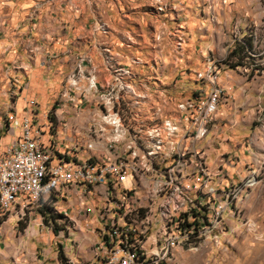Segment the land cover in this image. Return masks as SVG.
<instances>
[{
    "label": "rangeland",
    "instance_id": "1",
    "mask_svg": "<svg viewBox=\"0 0 264 264\" xmlns=\"http://www.w3.org/2000/svg\"><path fill=\"white\" fill-rule=\"evenodd\" d=\"M10 1L15 4L12 16ZM258 1L259 7L264 9V0ZM209 3V0H0V22H10V19L18 22L16 30L19 32L29 24L30 36L18 33V45L21 47L28 42L33 52L43 56V63L38 62L36 66L44 72L47 100L37 91L35 97L24 98L20 105L33 99L41 123L53 122L55 112L60 124L72 126L73 130L83 127L93 115H97L99 125L122 126V118L113 113L109 105L111 97H106L112 87L120 83L119 89L111 92H116V99L125 100V108H131L129 122L142 127V149L129 140L128 134L108 127L96 129L90 135V142L103 141L110 143L112 149L123 148L116 162L124 158L133 160L134 166L143 161L152 163L153 170L144 171L138 166L135 170L129 169L130 175L138 172L150 177L149 185L142 186L150 191H164L170 182H179L183 162L191 161L187 139L195 138V130H188L187 137H181L172 160L161 164L166 151L161 136L170 137L168 128L171 126L176 129L173 136L179 128H185V118H179L167 128L152 120H158V115L161 118L178 116L172 112L174 101L187 98L185 107L197 105L201 89H207L206 84L201 87L197 72H202L207 58L220 63L215 82L222 93L206 135L196 144L205 151L209 147L208 175L212 172L217 175L221 157L229 170L228 176H223L240 180H233L230 187L222 190V185L228 181L222 180L219 184L218 178L214 179L212 188L223 191L225 199L220 209L208 213L205 220L200 215L190 216V223L200 224L181 225V232L185 234L178 235L177 225L170 223L174 213L198 206V198H187L191 194L188 181H181V192L160 198L158 211L151 210L150 203H143L142 192H124L117 186L108 193L110 196L105 192L126 220L157 228L153 241L162 244L147 249V256L152 259L150 264H264V17L263 22L253 21V0H233L222 11L214 5L215 1ZM247 40L251 48L246 44L244 57L233 59V64L241 61V65L224 64L228 52ZM25 59L28 58L24 54L18 64ZM77 66L80 69H76ZM73 68L76 70L72 72V81H79L84 87L87 83L98 85L93 95L83 98V92L68 90ZM203 102L206 106L201 108V115H208V97H201L200 105ZM100 107L104 113L100 112ZM119 109L122 115L121 105ZM7 120L12 126L10 119ZM60 124L56 127L58 131ZM4 132L0 137V151L12 138L10 128ZM159 139L161 144L157 143ZM134 150L137 155H132ZM149 150L157 154L146 157ZM103 152L100 151L102 156ZM109 153L113 155L114 151L109 150ZM159 166L162 171L156 170ZM157 182H161V187ZM104 185L108 192L110 184ZM55 191L59 192L53 190L51 194ZM78 201L75 195L66 199L67 213L80 220L72 235L75 236L73 247L77 248L74 258L61 249L62 258H56L55 264H98L97 243H93L98 240L97 232L82 217V210L78 211ZM54 202L47 201L45 206L59 213L56 209L59 205ZM91 203L88 199L82 206ZM39 206L27 208L24 217L16 211L0 217V248L4 254H0V264L54 261L61 237L53 227H61L65 221L57 215L53 226L44 223L42 218L39 220ZM214 206L215 199L208 198L206 208ZM158 215H161L160 222L156 224ZM170 235L177 236H171L170 242H166ZM81 245L84 248L79 252ZM120 259L106 260L105 264H142L139 258Z\"/></svg>",
    "mask_w": 264,
    "mask_h": 264
},
{
    "label": "built area",
    "instance_id": "2",
    "mask_svg": "<svg viewBox=\"0 0 264 264\" xmlns=\"http://www.w3.org/2000/svg\"><path fill=\"white\" fill-rule=\"evenodd\" d=\"M209 1V4H211L216 0ZM78 66L76 69H80ZM219 67L220 63L210 62V58H207L202 72H197V79L201 83V87L205 84L207 87V89H201L197 105L185 107L187 98L179 102L174 101L172 112L177 113L178 116L161 118L158 115V120H152L153 123L163 124L166 127L171 122H177V118H185V128H179V131L173 137L161 136L166 143V151L165 154H162L161 164L170 161L171 154L180 141L177 134L186 136L187 129H195V138L187 139L188 146L191 149V161L183 162L179 182H170L169 188H165L164 191H148L142 188L133 178V175H129L125 171H119L111 162L104 161L95 155L96 147L110 149L109 144L106 142H90V135L100 127L115 128L117 131L128 134L129 140L139 144L142 149V127L129 122L131 108H125V100L116 99V92H111L114 89L118 90L120 83L114 85L112 90L106 94V97H111V104L109 105H111L113 113H117L122 118V126L99 125L97 115H93L89 117L83 127L75 130L81 139L74 141L72 144H65L62 147L63 150L54 148L52 146L53 140L49 142L48 138H44L45 132L50 135L49 131L53 127L52 120L41 123L37 116L36 102L33 99L24 101L21 110L16 112V118L10 126L12 138L0 151V208L7 205L11 197H21V200L25 197H33V203H42L46 197L48 179L57 178L63 181V177H70L84 180L99 178L101 181L112 183L124 192H142L143 203H150L151 210L158 211V207H160L159 199L165 198L168 194L181 192L180 181H188V185H191V194L187 198H198V206L195 209H181L175 212L174 220L170 222L177 225L178 235L185 234L181 233V225H191L193 227L199 224L190 223V216L200 215L204 220L207 213L218 211L224 201L222 191H214L212 188V180L224 178L223 175L226 172H223V167L218 165L217 175H207L205 149L196 146L207 133L208 123L217 108L222 93V88L215 82ZM76 69L71 71L68 90L77 89L79 93L83 92L81 94L83 98H85V95H93L94 90H98V85L87 83L84 87L79 84V81H72V72ZM64 95L65 93H63ZM68 95L69 93H66V96ZM201 97H208V105H210L208 115H201V107H203V105H200ZM141 98L147 99L146 96ZM120 105L122 115L120 114ZM100 112L104 113L101 107ZM64 141L61 138V142L64 143ZM81 148H84V151H81ZM156 170L161 171V166ZM232 182L228 181L226 185H222V190ZM92 198L88 197V199ZM96 198L97 201L81 209L86 213H94L98 221V240L96 242L98 264H105L106 260L121 257L139 258L142 264H149L151 259L146 256V249L157 248V244H162L152 241V234L156 231V227L147 228L145 225L136 224L132 220H126L122 217V211H117L116 204L109 203L97 196ZM207 198L215 199L213 208H205ZM62 199L60 197V200ZM98 203H106V212H96V204ZM126 209L134 208L126 207ZM159 216L156 218V224L159 223ZM41 218L40 215L39 220ZM70 222L73 225L75 223L72 219H70ZM171 236L177 235H170L166 242H170Z\"/></svg>",
    "mask_w": 264,
    "mask_h": 264
},
{
    "label": "crops",
    "instance_id": "3",
    "mask_svg": "<svg viewBox=\"0 0 264 264\" xmlns=\"http://www.w3.org/2000/svg\"><path fill=\"white\" fill-rule=\"evenodd\" d=\"M232 2L233 0H216L214 5L222 8L221 9L222 11L223 7L226 4L228 3L231 4ZM8 4H9L10 15H11L12 11H14L15 4L12 3V1H10ZM263 17H264V9L262 7H259L258 0H253V21H255L256 19H259L261 21L263 20L261 19ZM9 21L10 22H0V137H1L2 132L6 130L7 132L9 131V128L11 125L8 124L7 119L9 117H12V115H16L13 113L19 112L21 110L22 105L20 104L22 103V100L24 98L35 97L38 91L41 94H43L44 101L47 100V97L45 96L46 85L43 82L44 72L42 69H40V67L36 66V63L38 62L40 64L43 63V60H41L43 56L41 54H38L37 51L33 52V48H31V45L28 44V42H25V44L22 43L21 47L18 45V33H25L26 36H30L28 34L30 32V26L28 24L27 28L19 32L16 30L18 22H13V20L11 19ZM254 23H257V22H254ZM30 38L32 39V37ZM26 40L29 41V38L27 37ZM27 47H29V49ZM24 54L26 55V58L28 59H25L26 61H22L20 64H18V59L21 58V56H23ZM12 109H14L16 112L11 111ZM53 115H54L53 116V120H54L53 127L49 131L50 135L45 132V138H48L49 142L53 140L52 146L54 148H57L58 150H63L62 147L65 144H72L74 141H78L81 139L80 135L77 132H75V130H72V126H66L65 124L62 125L63 123L60 124V122L55 117L58 115L55 112L53 113ZM3 119H4V124H3ZM55 119H56V122H55ZM59 124L62 127L58 131L56 127H58ZM56 130L58 132H56ZM61 138L65 140L64 143L61 142ZM54 142L56 146L54 145ZM122 149L123 148H120V147L118 148L116 146L113 149H109L110 151L111 150L114 151L113 155H111V153H109V150L108 152H103V150L106 151V149H104L103 147H96V151H97L96 155L99 156L100 158H103V160L113 163L116 161L115 159L120 154ZM116 150H118L119 152ZM100 151L104 153L103 156L100 153ZM205 154H206L207 164L209 165L210 163L208 160L209 147L207 151H205ZM225 163L226 161L220 157V163L218 165L223 167V171L226 172L225 174L228 176L229 170L225 168L226 167ZM129 169L130 168H125L124 171L127 170L128 174L130 175L131 170ZM212 175H216V173L212 172ZM133 177L137 180V182L139 183V186L149 185L150 177L146 176V173L139 174L137 172V173H134ZM228 178L229 177H226V176H224V178H218V179L216 178L217 183L221 184L222 180L224 181L225 180L226 181L235 180V179H232L231 176H230L231 180H229ZM213 181L214 180H212V182ZM104 183H109V182L100 181V183L92 185V186H88L82 183H71V184H67V185H64L58 188L57 190H59V192L55 191L54 194L46 193V197L43 201L47 202V201L54 200L56 201L54 202V205L55 204L59 205L56 208L60 210L58 213L60 215L58 216L63 218L65 222L61 227H55L53 231L57 232V236L61 237V240H59L60 242L59 248L61 247V249H63L67 255L71 256V258H74L73 257L74 251L77 249L73 247L74 242H75L74 240L75 236H72V235L74 234L75 231H77L76 228L78 227V225H80V220L76 216L70 215L67 213L66 199L69 198L70 195L77 196L79 199L78 211L82 210L81 209L83 208L82 205L88 200V197H93L92 199H90L91 202L97 201L96 196L102 198V200L109 201L105 192L107 193L108 196H110L108 193L112 191V189H114V187L116 186H114L112 183H109L110 186L107 192L106 191L107 187L106 185H104ZM84 187H87V188L89 187V189H85ZM60 197H62L63 199L57 200ZM111 197L114 198V196H111ZM45 202L43 204L41 203L40 206L37 205L39 206L38 208L40 209L41 207H44ZM109 202L112 203L111 201ZM33 207H34L33 205L23 206L22 204L19 203V204H16V206L12 208V211H16L17 214L19 213L24 214L23 212L27 208H33ZM97 212H106V203H99L97 207ZM37 213H39V211ZM62 214L65 216H62ZM81 215L84 219H87L91 225H93V231L98 232L97 231L98 221H97L95 214L86 213L82 211ZM1 218H3V216ZM66 218H68L69 221L70 219H72L75 222L74 225L71 222H69ZM32 230L33 232L35 231V233L37 234V230H35L33 227H32ZM78 231H79V228H78ZM62 232L65 234L61 235ZM96 236L97 235L95 234V237ZM93 243L95 244L96 241H94ZM83 248H84V245H81L78 251L79 252L83 251ZM95 250H96V247H95ZM95 252H96V257H97V250ZM0 254L4 256V254L1 251V248H0ZM56 258L57 256L56 254H54V261L52 263L45 262L43 264H55L57 263Z\"/></svg>",
    "mask_w": 264,
    "mask_h": 264
},
{
    "label": "bare ground",
    "instance_id": "4",
    "mask_svg": "<svg viewBox=\"0 0 264 264\" xmlns=\"http://www.w3.org/2000/svg\"><path fill=\"white\" fill-rule=\"evenodd\" d=\"M74 72V71H73ZM95 85V84H94ZM192 95V94H191ZM143 97V96H142ZM202 105H204V106H206V102H203L202 103ZM201 108H203V107H201ZM110 117L112 118V119H116L115 117H113V116H111L110 115ZM110 117H107V118H110ZM15 118L16 117H9V119H10V121H11V123L13 124V121L15 120ZM178 119L179 118H177V122H178ZM110 120V119H109ZM112 121V120H111ZM172 123L173 122H171V124L170 125H168V126H171L172 125ZM167 126V127H168ZM141 127V126H140ZM166 127V128H167ZM101 128V127H100ZM169 130H168V134H169V136L170 137H173V133H174V130H176L175 129V127L173 128V126H171L170 128H168ZM188 130H195V129H187L186 130V136H180V141L177 143V145H176V148L178 147V144L181 142V137H187V131ZM156 132H159V130L157 129L156 130ZM158 135H159V133L158 134H156V136L158 137ZM142 140V139H141ZM103 142V141H102ZM107 143V142H106ZM134 143V142H133ZM158 144H161V140L159 139V141L157 142ZM109 144V148H110V143H108ZM135 144V143H134ZM136 145H139V144H136ZM141 147V146H140ZM158 148H160V147H158ZM176 148H175V150H176ZM110 149H112V148H110ZM129 149H131V148H129ZM157 149V148H156ZM175 150H174V152H175ZM116 151H118V150H116ZM119 152V151H118ZM173 152V153H174ZM172 153V154H173ZM157 153H156V151H151V150H149V151H147L146 153H145V156L147 157V156H153V155H156ZM172 154H171V159H170V161L172 160ZM95 155H96V148H95ZM132 155H137L136 154V151L134 150L133 152H132ZM97 157H99V156H97ZM100 158V157H99ZM103 159V158H102ZM105 161V160H104ZM133 161V160H132ZM132 161L131 162H129V161H126V159H124V158H121V159H119V160H117V162L115 161V162H113L112 164L113 165H115L117 168H118V170L119 171H121V170H123V169H125V168H130V169H134L135 170V168H136V166H138V167H140V168H142L144 171L145 170H153V164L152 163H149L148 161H143L142 163H139V164H137L136 166H134V164H132ZM169 161V162H170ZM148 164H150V166L148 165ZM164 164V163H163ZM178 166V165H177ZM173 169V168H172ZM161 171H162V166H161ZM224 172V171H223ZM208 175V174H207ZM134 178V177H133ZM135 179V178H134ZM136 180V179H135ZM100 179L99 178H92V179H90V180H84V179H79V178H70V177H63V181H62V179H57V178H50V179H48V185H47V190H46V193H51V192H53V190H57L58 188H60L61 186H64V185H67V184H71V183H82V184H86V185H88V186H92V185H95V184H98V183H100ZM137 181V180H136ZM248 181V180H247ZM103 182H107V181H103ZM110 183V182H109ZM138 183V182H137ZM158 183V186H160V184H161V182H157ZM156 183V184H157ZM232 183H234V182H232ZM231 183V184H232ZM139 184V183H138ZM230 184V185H231ZM85 185V186H86ZM230 185L228 186V187H230ZM180 186H181V181H180ZM142 187V186H141ZM161 187V186H160ZM159 187V188H160ZM89 188V187H88ZM142 188H144V187H142ZM163 188V187H162ZM226 188V187H225ZM224 188V189H225ZM144 189H146V188H144ZM157 189V188H156ZM147 190V189H146ZM148 191H150V190H148ZM156 191V190H155ZM162 191V190H161ZM169 195V194H168ZM167 197V196H166ZM222 198H223V200L225 201V199H224V197H223V191H222ZM208 199V198H207ZM207 199H206V201H207ZM105 201H107V200H105ZM206 201H205V208H206ZM224 201H223V204H224ZM45 201H43L42 202V204L44 203ZM107 202H109V201H107ZM22 204L23 206H25V205H33V206H37V205H39V203H33V197H25V198H23L22 200H21V197H11L9 200H8V204L7 205H5V206H3L2 208H0V217H2V216H5V215H7V214H9L11 211H12V208L13 207H15L16 206V204ZM110 203V202H109ZM113 204V203H112ZM222 204V205H223ZM221 205V206H222ZM159 206H160V199H159ZM220 206V207H221ZM161 207V206H160ZM128 208H132V207H128ZM220 209V208H219ZM218 209V210H219ZM158 210H159V207H158ZM96 212H97V208H96ZM216 212V211H215ZM20 215H23L22 213H19ZM208 214V213H207ZM207 214H206V217H207ZM161 216V215H160ZM160 216H159V222H160ZM205 217V218H206ZM205 218H204V220H205ZM134 223H136L134 220H132ZM137 224V223H136ZM200 224V223H199ZM140 225V224H139ZM147 228H149L147 225H145ZM156 231H157V228H156ZM155 231V232H156ZM154 232V233H155ZM153 233V234H154ZM182 233V232H181ZM153 234H152V241H153ZM153 242H155V241H153ZM155 243H157V242H155ZM157 248H158V244H157ZM148 249V248H147ZM147 249H146V256H147ZM148 257V256H147ZM149 259H150V257H148ZM120 259V258H119ZM115 260H116V258H115ZM121 260V259H120ZM122 260H124V259H122ZM130 260H132V259H130ZM152 260V259H151ZM116 262V261H115ZM112 263H114V262H112ZM109 264V263H108ZM132 264V263H131ZM149 264H150V260H149Z\"/></svg>",
    "mask_w": 264,
    "mask_h": 264
},
{
    "label": "trees",
    "instance_id": "5",
    "mask_svg": "<svg viewBox=\"0 0 264 264\" xmlns=\"http://www.w3.org/2000/svg\"><path fill=\"white\" fill-rule=\"evenodd\" d=\"M246 44H248V47L251 48V42L250 40H247L246 43L245 41L241 42L240 44L237 45V47H234L233 49H231L228 54H227V58L225 60H223L224 64H229L230 66H236V65H241V61L236 62V64H233L235 62H233V59H239L241 60L244 57V53L246 50ZM246 53V52H245ZM247 55V54H246ZM39 214L42 217V221L46 224H51L52 226L54 225V219L56 218L57 215H60L58 213H54L52 212V208H50L49 206H44L43 208H40L39 210ZM55 227H53L54 229ZM58 254H57V258L61 259L62 258V252H61V247L58 249Z\"/></svg>",
    "mask_w": 264,
    "mask_h": 264
}]
</instances>
